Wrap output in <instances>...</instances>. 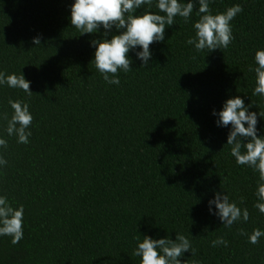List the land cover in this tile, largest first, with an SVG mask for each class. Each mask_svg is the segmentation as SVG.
Instances as JSON below:
<instances>
[{"label": "trees", "instance_id": "1", "mask_svg": "<svg viewBox=\"0 0 264 264\" xmlns=\"http://www.w3.org/2000/svg\"><path fill=\"white\" fill-rule=\"evenodd\" d=\"M186 2V0H184ZM72 0H0V71L21 72L31 95L0 85V195L23 206V239L0 236V264H140L137 237L182 234L185 264H264V230L254 206L259 174L238 165L228 128L212 111L240 96L264 134V98L253 95L254 55L264 48V0H211L213 14L240 5L227 48L196 51L191 19L175 17L165 40L150 45L147 66L129 53L131 70L108 84L92 61L90 41L70 24ZM148 10L164 15L155 6ZM139 11V10H138ZM113 34L116 30L113 29ZM34 37L40 46L32 43ZM9 100L29 105V143L8 136ZM222 191L249 218L230 228L208 212ZM218 237L227 246H213Z\"/></svg>", "mask_w": 264, "mask_h": 264}, {"label": "clouds", "instance_id": "2", "mask_svg": "<svg viewBox=\"0 0 264 264\" xmlns=\"http://www.w3.org/2000/svg\"><path fill=\"white\" fill-rule=\"evenodd\" d=\"M211 0H156L155 6L164 15L143 10L150 9L153 0H72L69 6L70 24L79 30L80 34H91L104 30L100 39L90 41L94 48L93 59L96 69L108 84L120 83L118 70H131L132 59L129 53L141 61V66H147L152 57L150 45L165 40V28L175 24V17L179 16L187 23L190 21L194 8L198 5L199 19L192 21L194 36L186 43L192 45L196 51L207 50L208 53L227 48L234 39L231 21L242 12L240 5L228 7L222 13L213 14L209 4ZM139 10V11H138ZM113 29L116 34H113ZM32 43L40 46L39 37H34ZM255 67L250 70L255 74L253 95L264 98V48L257 49L254 55ZM20 89L31 95L30 81L23 74H6L0 71V85ZM12 115L7 120L6 132L8 136L15 135L18 143H29L31 132L28 131L33 117L29 105L19 100H9ZM253 105L245 104L240 96L226 99L219 110H213L214 123L217 127L228 128L226 145L230 146V154L238 165H246L259 174L254 205L264 214V134L258 135L257 123L260 114L250 111ZM7 146V141L0 136V148ZM7 161L0 155V167ZM208 212L230 228L239 220L247 221V208L241 209L235 201L222 191L213 193L208 200ZM23 206L13 208L5 196L0 195V236H10L13 244L23 239ZM241 235L248 236V242L255 245L264 230L254 229L251 234L241 231ZM137 245L133 255L140 258V264H185L183 254L192 250L190 240L178 234L175 239L168 236L153 239L150 236L137 237ZM223 237L212 241V245L227 246ZM194 254V250H192Z\"/></svg>", "mask_w": 264, "mask_h": 264}]
</instances>
